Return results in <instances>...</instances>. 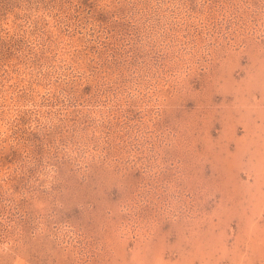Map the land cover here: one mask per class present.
Wrapping results in <instances>:
<instances>
[{
	"label": "rangeland",
	"instance_id": "rangeland-1",
	"mask_svg": "<svg viewBox=\"0 0 264 264\" xmlns=\"http://www.w3.org/2000/svg\"><path fill=\"white\" fill-rule=\"evenodd\" d=\"M0 264H264V0H0Z\"/></svg>",
	"mask_w": 264,
	"mask_h": 264
}]
</instances>
